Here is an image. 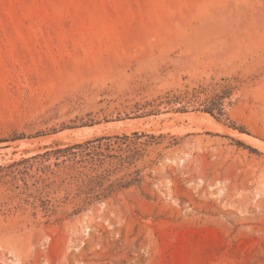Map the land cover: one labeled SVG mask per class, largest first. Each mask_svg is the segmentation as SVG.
<instances>
[{
    "label": "rangeland",
    "instance_id": "374dc122",
    "mask_svg": "<svg viewBox=\"0 0 264 264\" xmlns=\"http://www.w3.org/2000/svg\"><path fill=\"white\" fill-rule=\"evenodd\" d=\"M133 133L88 206L34 159ZM0 167V264H264V0H0Z\"/></svg>",
    "mask_w": 264,
    "mask_h": 264
},
{
    "label": "trees",
    "instance_id": "16d2710c",
    "mask_svg": "<svg viewBox=\"0 0 264 264\" xmlns=\"http://www.w3.org/2000/svg\"><path fill=\"white\" fill-rule=\"evenodd\" d=\"M217 111L222 115V109L217 108ZM205 113L213 116V109L207 108ZM242 132L241 130H239ZM142 134L133 133L130 136H107L100 137L93 141H86L82 144L68 145L65 148H56L45 152L42 155L34 157H54L56 162L54 166L59 168L63 167L64 173L78 184L79 194H84V198L80 201L81 206H88L95 199H107L110 196L117 194L119 191L127 189L134 180H117L116 182H110L107 186H104V181H108L105 176V166L116 167L117 165H132L137 157L136 144L132 142L131 138L138 139ZM150 138L152 136H149ZM61 159L60 162L58 160ZM28 162V160H21L17 163H13L8 167L18 166ZM6 167V168H8ZM44 168H50V166H44ZM86 168V172L79 169ZM3 169L0 167V170ZM104 172V173H103Z\"/></svg>",
    "mask_w": 264,
    "mask_h": 264
},
{
    "label": "bare ground",
    "instance_id": "6f19581e",
    "mask_svg": "<svg viewBox=\"0 0 264 264\" xmlns=\"http://www.w3.org/2000/svg\"><path fill=\"white\" fill-rule=\"evenodd\" d=\"M200 117H202V118H205V119H208L209 120V126H208V128H210V129H213V130H215V129H218L219 127H217L210 119H209V117L208 116H206V115H200ZM188 118H190V119H192V120H198V118H197V116L196 115H188ZM207 123V122H206ZM85 130H88V129H85ZM242 138H248V137H246L245 135H240ZM235 179V178H234ZM241 184V183H240ZM241 187V186H240ZM226 190V189H225ZM224 191V190H223ZM226 192V191H225ZM225 192H223L225 195L227 194V193H225ZM244 198V197H243ZM245 199V198H244ZM230 202H232V200H230ZM237 203L238 204H240V205H246V202L245 201H237Z\"/></svg>",
    "mask_w": 264,
    "mask_h": 264
}]
</instances>
